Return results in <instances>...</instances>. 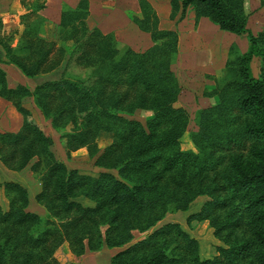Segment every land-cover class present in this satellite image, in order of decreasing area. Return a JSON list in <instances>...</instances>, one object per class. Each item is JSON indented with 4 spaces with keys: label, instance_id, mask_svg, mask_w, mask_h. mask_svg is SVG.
Here are the masks:
<instances>
[{
    "label": "trees",
    "instance_id": "16d2710c",
    "mask_svg": "<svg viewBox=\"0 0 264 264\" xmlns=\"http://www.w3.org/2000/svg\"><path fill=\"white\" fill-rule=\"evenodd\" d=\"M166 1L169 18H181L190 7L194 19L205 16L246 37L242 51L228 45L221 75L204 92L214 100L196 110L194 129L188 128V111L175 104L177 33L158 26L161 14L148 0L126 12L151 41L140 51L119 47L113 32H102L87 0L61 4L51 37L38 13L44 0L22 1V27L0 33V62L26 76L63 61L58 77L31 89L8 85L0 67V98L20 116L15 129L0 128V161L19 169L31 159L39 178L32 198L19 182L0 180L6 199L0 204V264H51L65 244L71 253L123 245L104 264H264V25L254 33L247 28L244 0ZM253 56L259 57L256 74ZM32 106L58 132L65 156L83 148L93 172L68 167L54 155L52 137ZM135 108L151 113L141 122L130 116ZM100 133L110 137L103 145ZM240 146L244 153L232 151ZM199 194L207 198L187 219H207L224 243L218 254L200 257L197 241L173 221L129 242L132 230L186 209ZM30 198L43 214L29 207Z\"/></svg>",
    "mask_w": 264,
    "mask_h": 264
},
{
    "label": "rangeland",
    "instance_id": "374dc122",
    "mask_svg": "<svg viewBox=\"0 0 264 264\" xmlns=\"http://www.w3.org/2000/svg\"><path fill=\"white\" fill-rule=\"evenodd\" d=\"M22 1L26 2L29 0L20 1V6L24 8V10H22L23 12L26 10V7H24V5L21 3ZM258 3V0H244L243 3L244 8L248 13L246 26L252 33L256 32L264 25V6H259ZM20 10L21 9H18L17 12H14V14H9L2 17L0 33L2 32L5 34L8 31H12L13 28H18L19 30L22 27L18 18ZM189 10L191 12L190 7L184 12L183 16L185 15V18H188L186 17V14H188ZM163 17L167 19L174 18H169L168 15L165 14H163ZM192 18L193 17L190 16V19ZM200 20V30L195 31L194 33L192 31L196 28V26L193 25L191 20H183L181 25L177 24L179 25L178 27L182 29V33L180 32L181 40L178 46V53H176L175 60L171 65L179 84V91L175 104L182 105L188 111L190 116L188 123L189 129H194L196 127L193 120L196 110L200 107L211 104L214 100L213 96L205 95L204 92L212 88L215 84V79L221 75L224 59L226 56L224 44H226L228 47L231 42H234L240 51L244 50L246 47L245 34H235L233 32L220 29L216 24L208 20L206 17H201ZM176 21L174 20L173 23L176 24ZM183 22H185V24ZM163 23L170 24L172 21L167 22L166 20H163ZM4 25L8 28L6 29ZM123 26L125 25L123 24ZM53 30L54 29L52 28L49 29L43 27L44 35L46 34L45 32L51 35ZM186 30H189V34H184ZM15 38L16 34L12 39L13 42L15 41ZM124 42V39H119L116 41V44L119 47H123L125 44ZM149 42L150 41L147 39L146 41L141 42L137 48H142ZM258 61L259 57L257 56H253L252 60L250 61V67L253 74H256L258 71ZM62 67L63 61L58 67L51 70L49 73L45 72L46 74L35 78L23 74L21 75L22 77H20L19 73H17L18 71L16 72L14 70L8 69L6 70V79L10 85L22 83L31 89L38 81L46 78L50 79L58 77ZM77 68L78 67H74V69ZM26 104L29 106L31 104L30 100H28ZM32 110L34 112L33 115L36 120H38L40 127L51 135V150L57 158L62 159L68 167H77L80 170L91 172L96 169L94 165L91 164V161L86 158L83 148H78L75 151H72L70 157L67 158L59 141L58 132L51 127L49 120L43 118L40 112L36 110V108H33V106ZM150 113L151 111L149 109L135 108L130 116L143 122L144 119L150 115ZM9 114L15 116L13 112H10ZM0 117L4 120L7 119L8 122H12L14 126H18L19 124L18 120L20 119V116L18 117L17 122L13 116L2 117L0 115ZM3 119L2 122L4 121ZM109 139L110 137L108 135L105 133H100L98 136V143L103 145ZM242 145H246L245 142H243ZM235 149L236 150L232 151L245 152L244 146H240L239 149L238 147ZM30 162L31 159L19 169H10L4 166L0 161V180H14L19 182L27 189L29 197H31L33 191L39 187L38 174H35L29 168ZM31 198L29 200V207L35 209L36 211H40L43 214V209L38 204L34 203ZM206 198L207 196L205 194L196 195L189 202L186 209L167 211L161 217V219L155 222L152 227L144 231H138L135 229L132 230V238L129 242L147 236V234L151 232L154 227L164 222L173 221L178 223V225L183 230H185L197 241V249L200 257H210L212 255L218 254V247H221L224 245V243L213 234V228L211 225H209L207 219H187V215L197 210L202 201ZM76 199H78L84 205L93 204L91 200L83 196H77ZM5 203L6 199L2 190L0 189V204L5 205ZM100 228L103 229L104 226L102 225ZM122 247L123 245L107 246L103 244L100 247L94 249L85 248L81 253H71L65 244L66 249L64 248V251H61L59 248L55 250L54 255L56 261L51 264H104L108 262L110 255Z\"/></svg>",
    "mask_w": 264,
    "mask_h": 264
},
{
    "label": "crops",
    "instance_id": "0c3cea01",
    "mask_svg": "<svg viewBox=\"0 0 264 264\" xmlns=\"http://www.w3.org/2000/svg\"><path fill=\"white\" fill-rule=\"evenodd\" d=\"M148 1L153 6L154 10L158 14H161L158 16V26L175 29V31L177 33V53H178V46H179V42L181 40V33H182V31H181L182 29H180L178 26L182 24L183 20H191V22H193V25L196 26V28L192 31L194 33L195 31L200 30V27H199L201 25L200 18L205 17V16H199L197 19H194L192 10H191V12L189 10L188 14H186V17H188V18H185L184 17L185 15H184L183 17L179 18V20H178V18H177L178 13H176V15L173 19H167V18L163 17V14L168 15V12L170 9V6L166 0H148ZM76 2H77V0H44L43 6L38 10V13L40 15H42L45 19L44 28H49V29L52 28L55 30V26H56V24L58 22V18H59V12H60L61 4L66 3L70 6H73ZM87 3H88L89 12L93 13V14H97L100 16V18L98 19V22H97V26L100 28V30L102 32L112 31L114 36H115L116 41H118L119 39L120 40L124 39L125 40L124 45L130 46L132 49L138 50V51L145 49L151 43L149 36H148V33L140 30L132 22V20L130 19V17L126 13L128 10H131L134 12L138 11L137 0H87ZM20 5H21L20 0H0V17H1V20H2L3 16H7L9 14H14V12L15 11L17 12L18 9H21L19 12V13H21L22 10H24V8L21 7ZM187 9H189V8H186V10ZM190 16L193 18L190 19ZM163 20H166L167 22L172 21V23L165 24V23H163ZM174 20L175 21L178 20V21H176V24L173 23ZM183 23L185 24V22H183ZM123 24L125 26H123ZM177 24H179V25H177ZM5 28L7 29L8 27L5 26ZM2 30H3V28H2ZM45 33L47 34V32H45ZM185 33L189 34V30H186L184 32V34ZM192 35H194V34H192ZM46 36L51 37L52 34L50 35L48 33ZM147 39L150 41L147 45H145L142 48H137V46L141 42H144ZM224 48H225V52H226V49H227L226 44H224ZM0 67L4 70L5 76H6V70L11 69V70H14L16 72L18 71L17 73H19L20 77H22L21 75L23 73H21L20 70L15 65H13L11 63H1L0 62ZM51 70H53V69H51ZM51 70H48L45 72L49 73ZM45 72L38 73L32 77L35 78V77L42 76V75L46 74ZM46 79H48V78H46ZM6 81H7V79H6ZM7 84L10 85L8 82H7ZM10 112H13L15 114V116L9 114ZM0 115L2 117L13 116L15 118L16 122H17L18 117H19V114L9 105V103L6 100H3L2 98H0ZM2 119L0 117V128L15 129L17 127V126H14V124L12 122H8L7 119H5V120L3 119L4 121L2 122Z\"/></svg>",
    "mask_w": 264,
    "mask_h": 264
}]
</instances>
